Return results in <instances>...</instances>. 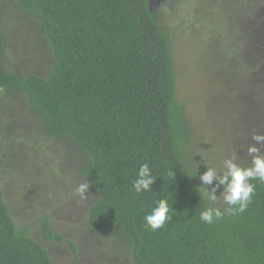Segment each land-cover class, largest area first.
<instances>
[{
    "label": "trees",
    "instance_id": "1",
    "mask_svg": "<svg viewBox=\"0 0 264 264\" xmlns=\"http://www.w3.org/2000/svg\"><path fill=\"white\" fill-rule=\"evenodd\" d=\"M6 1L39 27L51 58L45 76L2 67ZM149 1L0 0V89L24 98L47 138L80 154L79 175L96 196L86 225L111 230L131 264H264V182L250 181L255 192L243 212L225 205L211 224L200 219L211 207L196 168L184 159L186 122L170 41L177 26L163 20L166 4L154 12ZM144 164L154 182L137 194L132 185ZM159 200H167L170 218L154 230L145 217ZM39 232L46 242L63 241L47 216ZM0 264H52L17 227L1 189Z\"/></svg>",
    "mask_w": 264,
    "mask_h": 264
},
{
    "label": "rangeland",
    "instance_id": "2",
    "mask_svg": "<svg viewBox=\"0 0 264 264\" xmlns=\"http://www.w3.org/2000/svg\"><path fill=\"white\" fill-rule=\"evenodd\" d=\"M162 4L163 20L177 26L170 41L176 102L186 122L184 159L199 177L215 171L211 183L201 180L199 186L212 209L222 208L226 188L218 181L227 171L225 160L248 166L249 145L264 151V142L251 138L264 134V0H164L151 10ZM215 22L226 30L212 28ZM1 28L2 67L19 76H45L51 65L46 41L11 1L1 6ZM10 92L0 89V189L17 227L47 250L52 264H131L111 230L86 225L96 196L90 186L87 199L75 195L86 181L79 175L80 154L47 138L24 98ZM42 216L62 242L42 239Z\"/></svg>",
    "mask_w": 264,
    "mask_h": 264
},
{
    "label": "clouds",
    "instance_id": "3",
    "mask_svg": "<svg viewBox=\"0 0 264 264\" xmlns=\"http://www.w3.org/2000/svg\"><path fill=\"white\" fill-rule=\"evenodd\" d=\"M252 140L257 144L264 142V134L253 133ZM247 152L252 156L250 167H241L233 162V159L225 160L227 171L219 179L221 185H226V191L223 194V199L229 206H236L232 211L243 212L251 202L255 192V186L250 183L251 180H259L264 182V154H260V149L256 145H249ZM169 175H172L170 172ZM216 176L214 170L209 169L200 177L204 183H211ZM154 182L153 176L150 174V169L147 164L142 165L137 173V178L133 183L137 194L142 191H147L149 185ZM89 183L87 181L80 183L75 189V195L81 200L87 199L85 193L88 191ZM216 200L215 195L211 197ZM169 206L167 200H159L151 212L146 215L145 221L152 229H159L164 225V222L169 219ZM222 212L219 209L207 208L200 213V219L208 224H211L215 219H219Z\"/></svg>",
    "mask_w": 264,
    "mask_h": 264
},
{
    "label": "flooded vegetation",
    "instance_id": "4",
    "mask_svg": "<svg viewBox=\"0 0 264 264\" xmlns=\"http://www.w3.org/2000/svg\"><path fill=\"white\" fill-rule=\"evenodd\" d=\"M163 1H164V0H157V2H156V0H151V4H153L154 6L157 4V6H158V5H160Z\"/></svg>",
    "mask_w": 264,
    "mask_h": 264
},
{
    "label": "water",
    "instance_id": "5",
    "mask_svg": "<svg viewBox=\"0 0 264 264\" xmlns=\"http://www.w3.org/2000/svg\"><path fill=\"white\" fill-rule=\"evenodd\" d=\"M149 9L151 10V0L149 1Z\"/></svg>",
    "mask_w": 264,
    "mask_h": 264
}]
</instances>
